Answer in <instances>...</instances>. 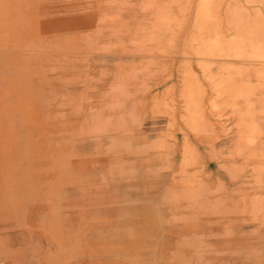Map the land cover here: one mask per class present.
<instances>
[{
	"label": "rangeland",
	"instance_id": "1",
	"mask_svg": "<svg viewBox=\"0 0 264 264\" xmlns=\"http://www.w3.org/2000/svg\"><path fill=\"white\" fill-rule=\"evenodd\" d=\"M0 264H264V0H0Z\"/></svg>",
	"mask_w": 264,
	"mask_h": 264
},
{
	"label": "bare ground",
	"instance_id": "2",
	"mask_svg": "<svg viewBox=\"0 0 264 264\" xmlns=\"http://www.w3.org/2000/svg\"><path fill=\"white\" fill-rule=\"evenodd\" d=\"M195 105H196V104H195ZM121 122H122V121H121ZM120 124H122V123H120ZM123 124H124V123H123ZM244 198H246V197H244ZM161 218H162V217H161ZM162 219H163V218H162ZM198 223H199V222H198ZM163 225H164V224H163ZM196 226H197V225H196ZM196 226H195V227H196ZM214 226H215V225H214ZM192 227H193V226H192ZM206 227H207V226H206ZM175 228H176V227H175ZM185 228H186V227H185ZM180 229H181V228H180ZM182 229H183V228H182ZM187 229H188V228H187ZM193 229H194V228H193ZM193 229H192V230H193ZM200 229H201V228H200ZM206 229H207V228H206ZM178 230H179V229H178ZM178 230H177V231H178ZM195 230H196V229H195ZM201 230H202V229H201ZM201 230H200V232H201ZM173 231H174V230H173ZM177 231H176V232H177ZM187 232H188V231H187ZM204 234H205V233H204ZM202 238H203V237H202ZM203 242H204V241H203ZM205 243H206V242H205ZM177 244H178V243H177ZM208 244H209V243H208ZM204 245H205V244H204ZM165 247H166V246H165ZM165 250H166V249H165ZM196 250H197V249H196ZM208 251H209V250H208ZM195 252H196V251H195ZM206 253H207V252H206ZM199 256H200V255H199ZM199 256H197V257H199ZM190 260L192 261V259H190ZM193 260H194V259H193ZM196 260H197V258H196ZM199 260H200V258L198 259L197 262H199ZM200 262H201V261H200ZM204 262H205V261H204ZM195 263H196V262H195ZM201 263H202V262H201Z\"/></svg>",
	"mask_w": 264,
	"mask_h": 264
}]
</instances>
